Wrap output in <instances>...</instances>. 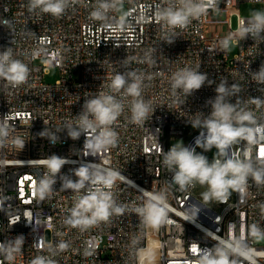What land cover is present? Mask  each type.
<instances>
[{"label": "built area", "instance_id": "built-area-1", "mask_svg": "<svg viewBox=\"0 0 264 264\" xmlns=\"http://www.w3.org/2000/svg\"><path fill=\"white\" fill-rule=\"evenodd\" d=\"M244 1L264 3L219 0L217 10L176 29V38L169 44L155 19L157 8L167 6L166 0H123L126 12H120V5L105 22L90 18L97 0H71L61 17L30 12L29 0H0V51L10 47L14 58L29 68L28 79L20 86L0 79V124L8 131L6 138L0 137V243L24 238L14 259L9 261L0 254V264H31L37 256L53 264H195L196 249L216 243L206 230L222 238H239L264 253V239L249 235L252 224L264 229V186L251 179L243 199L233 191L225 203L212 201L211 206L199 198L197 193L203 189L199 184L185 191L172 184L168 192L170 222L158 228L146 226L131 211L143 203L141 189L159 191L171 182L172 173L163 165L159 145L166 152L178 138L186 146L194 144L199 130L188 121L197 112H210L207 101L215 97L220 80L238 83L240 99L264 121V107L257 109L251 103L253 97L264 99V85L251 77V71L264 64V40L237 42L242 21L250 18L240 13ZM220 10L230 12L224 20L229 35H221L217 25H211L218 21L210 20V12ZM235 15L236 28L232 23ZM230 35L237 47L232 57L221 46ZM53 65L60 68L61 77L48 83L45 76ZM185 67L199 68L216 83H206L187 98L180 93L174 96L170 77ZM131 70L145 75L142 96L155 111L143 124H135L130 120L131 98L126 100L124 112L112 126L116 143L93 156L84 148L85 136L73 140L67 135L65 122L74 121L85 99L98 91L108 92L114 74ZM230 99L237 102L235 97ZM45 128L58 136L55 143L39 135ZM246 147L253 159L264 158V140L250 146L247 142L234 144L231 151L242 154ZM215 153L213 148L204 154L211 161ZM53 155L67 163L57 175L52 193L41 200L39 181L47 178V158ZM86 165L121 174L123 179L117 178L111 191L126 211L81 231L64 223L75 194L61 189L59 176L76 179L74 169ZM60 243L68 247L61 250ZM257 262L264 264V256H258Z\"/></svg>", "mask_w": 264, "mask_h": 264}, {"label": "clouds", "instance_id": "clouds-1", "mask_svg": "<svg viewBox=\"0 0 264 264\" xmlns=\"http://www.w3.org/2000/svg\"><path fill=\"white\" fill-rule=\"evenodd\" d=\"M70 2L71 0H29L28 8L33 13L61 17ZM122 3L123 0H97L90 18L105 22L109 19V13L118 10ZM218 3L219 0H166L167 6L158 7L155 13L156 21L165 30L164 40L172 43L176 38V29H184L193 20L207 15L210 10H217ZM239 31L237 42L246 38L264 40V11H254L248 20L242 21ZM232 40L231 35L225 37L221 46L228 48ZM28 76L27 64L14 58L10 47L0 51V79L20 86L27 81ZM251 77L257 84L264 85V64L257 71H251ZM144 80L145 75L135 70L117 72L111 77L108 92L98 91L85 99L82 111L75 116L73 122H65L63 130L73 140L85 136L84 148L93 156L106 150L117 141V133L112 126L124 112L126 100L131 98L130 120L135 124H143L149 113L155 111L143 99ZM206 83L212 85L216 82L210 80L207 73H201L199 68H180L170 77L174 96L180 93L187 98ZM241 90L238 83L229 84L226 78L220 80L216 83L215 97L207 101L210 112L207 115L197 112L188 121L192 128L199 130L194 144L186 146L183 141H177L166 152L159 145L163 165L171 171L172 180L159 191L141 189L143 203L131 211L146 226L158 228L170 222L168 192L172 184L178 185L180 191L193 188L197 184L206 186V190L201 193L203 200L220 203H225L233 191L239 193L243 199L249 179L258 186H264V158L253 159L250 147H246L242 154L231 151L234 144L247 142L250 146L264 140V121H260L256 113L240 99ZM232 97L237 102H232ZM251 103L257 109L264 107V99L260 97H253ZM7 135V128L0 124V137L6 138ZM39 135L46 137L51 143L58 139L55 133L49 134L46 128ZM19 147H24L22 140L19 141ZM198 148L203 151L198 152ZM213 148L216 153L210 161L204 153L212 151ZM66 163L65 158L55 155L47 158L49 174L47 178L40 179L38 186L41 200L52 193L57 175ZM73 175L76 179L70 175L59 176L61 189L72 190L75 194L74 206L64 221L66 225L83 231L126 211L125 206L116 203L111 191L116 179H123L119 172L100 165H86L74 169ZM185 219L187 221L188 218ZM206 235L216 243L211 248L196 249L195 264H258L257 257L264 256V253L257 252L239 238H222L207 230ZM249 235L257 240L264 239V229L252 224ZM23 243V236L0 243V254H5L12 261L14 254L21 251ZM58 247L65 250L68 245L60 243ZM31 264H53V261L37 256Z\"/></svg>", "mask_w": 264, "mask_h": 264}, {"label": "rangeland", "instance_id": "rangeland-1", "mask_svg": "<svg viewBox=\"0 0 264 264\" xmlns=\"http://www.w3.org/2000/svg\"><path fill=\"white\" fill-rule=\"evenodd\" d=\"M257 10L264 11L263 2L244 1L242 2L240 6V13L244 17H251L253 12ZM120 12L121 13L126 12V5L123 4L120 6ZM229 16H230L229 11L220 10V11L210 12V15H209L210 20L213 22L218 21L215 23H211V25H217L218 28L216 27V29L221 32V35H229L231 33V31L228 28H225L226 23L224 22V20L229 19ZM232 23H233L234 28H236L238 25V15H235L232 17ZM208 29L210 31L214 30V28H211V27H209ZM228 50H229L230 57L234 56L235 53L237 52V47L234 44L233 40L230 46L228 47ZM60 77H61L60 68L53 65L50 67L49 73L45 76V81L48 83H54ZM177 141H183V143H185V141L182 138H178L176 140H173V144H175ZM201 187L204 190H206V186H201ZM201 191L199 190L197 194L199 195V198L202 200V202H205L202 198ZM205 203L209 204L210 206L213 205L212 201L205 202Z\"/></svg>", "mask_w": 264, "mask_h": 264}]
</instances>
